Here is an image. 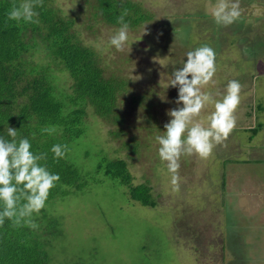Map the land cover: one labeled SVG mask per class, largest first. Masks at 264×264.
<instances>
[{
    "label": "rangeland",
    "instance_id": "374dc122",
    "mask_svg": "<svg viewBox=\"0 0 264 264\" xmlns=\"http://www.w3.org/2000/svg\"><path fill=\"white\" fill-rule=\"evenodd\" d=\"M134 1L152 17L128 29L129 43L117 52L107 45L116 28L89 23L86 0H52L62 17L76 22L80 39L98 54L106 76L128 84L120 98L123 133L113 137L119 127L87 111L85 135L72 144L68 157L83 175L93 174L101 157L126 161L132 184L149 185L157 206L133 202L127 189L110 179L88 182L84 192L67 189V196L56 197L39 213L47 217L40 220L39 234L50 243L51 264H264V68L257 70L259 59L246 54L247 46L264 42V0H240L242 12L234 26L242 31L234 35L233 26H221L226 38L219 40L218 50L206 0ZM201 44L216 53V83L202 90L222 93L228 79L242 85L236 124L208 157H181V179L173 191L154 135L162 133L166 111L176 107V88H166L169 74ZM34 59L48 62L42 53ZM52 77L59 91L69 92L71 80L64 71L54 67ZM212 110L211 105L201 110L202 125ZM54 219L60 234L50 239L47 221ZM234 245L241 249L232 251Z\"/></svg>",
    "mask_w": 264,
    "mask_h": 264
},
{
    "label": "trees",
    "instance_id": "16d2710c",
    "mask_svg": "<svg viewBox=\"0 0 264 264\" xmlns=\"http://www.w3.org/2000/svg\"><path fill=\"white\" fill-rule=\"evenodd\" d=\"M16 2L18 0H0V135L7 138V125L14 127L18 138L29 139L33 151L46 154L41 163L49 171L57 173L59 179L49 190L45 206L58 196H67V189L84 192L88 182L99 184L110 179L125 187L133 202L155 208L157 203L152 188L147 184H132L126 161L101 157L92 171L94 173L83 175L75 160L68 157L72 144L85 135L87 111L93 112L106 124L118 126L117 131L111 132L113 137L118 138L123 133L126 114L120 109V98L126 92L127 82L116 75L106 76L98 54L80 39L75 29L76 22L62 17L52 0H40L38 5H34L36 22L7 19L6 12ZM86 3L91 17L89 23L106 27L117 28L116 18L121 14L128 29L142 26L152 17L134 0H86ZM237 23L234 21L227 25L233 26L234 35L242 31L241 26L239 29L234 26ZM213 25V40L218 50L222 38H226L222 30L226 29L214 22ZM247 47V51L245 47L242 49L250 59H259L257 70H261V65L264 68V63L260 62L264 57V42ZM38 53H42L48 62L41 64L35 60ZM256 60L253 62L257 63ZM54 67L70 78L69 92L59 91L55 86L52 77ZM258 73L251 76L253 81ZM261 109V106L257 107V111ZM45 128L52 131H41ZM247 131L255 134L257 130L247 128ZM54 143L66 145L63 158H52L49 149ZM134 146L138 147L137 144ZM98 175L103 181L97 179ZM46 218L45 213L40 218L34 214L36 229L12 226L7 219L0 224V264H51L47 251L50 243L39 234L40 220ZM59 226L56 219L47 221L50 239L60 234Z\"/></svg>",
    "mask_w": 264,
    "mask_h": 264
},
{
    "label": "clouds",
    "instance_id": "9594fccd",
    "mask_svg": "<svg viewBox=\"0 0 264 264\" xmlns=\"http://www.w3.org/2000/svg\"><path fill=\"white\" fill-rule=\"evenodd\" d=\"M39 2L18 0L6 12L7 19L36 22L34 5ZM241 12L240 0H206L205 3V13L218 26L232 24L240 18ZM116 19L118 27L108 37L107 45L119 52L129 43V32L123 14ZM184 55L186 59L180 67L173 68L166 82V88L172 86L177 90L176 107L166 111L169 119L163 131L154 135L157 156L169 173L168 183L173 191L181 179L178 169L182 156L206 158L215 145L227 139L236 124L235 112L242 87L238 80L228 79L222 93L202 90L216 83V53L209 45L201 44ZM214 94L220 98L214 99ZM209 105L213 110L205 117L207 124L204 126L197 118ZM5 131L7 138L0 135V224L7 219L12 226L36 229L38 225L33 216L39 215L45 207L49 190L59 176L41 163L46 154L33 151L27 137L18 138L17 129L9 125ZM41 131L50 133L52 129ZM49 151L54 160L63 158L66 145L54 143Z\"/></svg>",
    "mask_w": 264,
    "mask_h": 264
},
{
    "label": "crops",
    "instance_id": "0c3cea01",
    "mask_svg": "<svg viewBox=\"0 0 264 264\" xmlns=\"http://www.w3.org/2000/svg\"><path fill=\"white\" fill-rule=\"evenodd\" d=\"M237 245H238V244H237ZM237 245H234V246H233V248H232L233 250H232V251H235V250L237 251V250H240V249H241V247H240V249H237ZM230 250H231V249H230Z\"/></svg>",
    "mask_w": 264,
    "mask_h": 264
}]
</instances>
